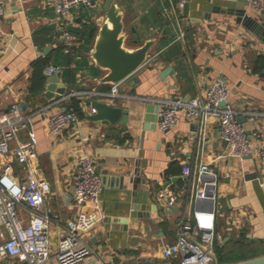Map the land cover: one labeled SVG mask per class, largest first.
I'll use <instances>...</instances> for the list:
<instances>
[{
    "label": "crops",
    "instance_id": "0c3cea01",
    "mask_svg": "<svg viewBox=\"0 0 264 264\" xmlns=\"http://www.w3.org/2000/svg\"><path fill=\"white\" fill-rule=\"evenodd\" d=\"M3 1L6 13L0 19V110L26 101L23 111L34 113L42 173L52 184L47 199L56 214L51 225L53 254L60 231L78 209L73 184L78 159L85 152L93 155L97 167L102 168L104 214L86 235L95 249L86 264H181L179 257L166 258L164 247L176 240L179 218L193 217L200 209L195 175L186 177L184 173L185 165L195 170L200 160L211 162L218 174L216 223L222 239L216 247L242 240L243 236L264 239V159L258 155H226L228 142L216 121L202 125L181 113L174 127L162 129L157 120L156 127L148 128L147 113L157 115V111L154 107L148 111L147 105L159 102L134 97L182 95L188 100L203 95L211 80L222 78L230 90L228 100L242 112L241 121L249 132H260L264 140V64L257 62L264 55V40L239 23L234 13L222 10L245 6L262 20L260 11L249 7V0H186L187 12L184 5L173 7L171 13L167 12L170 0H122L126 44L135 47L150 38L156 42L147 61L118 83L122 96L114 98L80 93L106 91L112 85L99 82L107 70L91 55L99 30L96 20L104 14L100 6L72 9L68 19L77 45L67 53L57 36L59 20L52 4L47 0ZM173 1L176 4L180 0ZM176 15L185 28L183 38L178 37ZM41 56H49L50 64L60 68L61 81L66 84L60 97L43 94L48 77L44 89L31 96L32 63ZM170 65L173 70L162 76L161 71ZM59 85L57 82L55 92ZM71 96L82 99L87 116L61 134L50 132L48 116L67 107ZM87 98L128 105V121L97 123L88 118L93 107ZM58 99L61 101L54 103ZM21 135L26 136V129ZM136 169L141 179L134 187L129 177ZM1 171L19 181L24 165L12 152ZM122 174L126 176L124 186L122 179L116 178ZM171 194H177L178 199L169 206L167 198ZM136 200L146 205L148 216H132ZM21 211L29 217V209ZM0 264L20 263L13 257L0 258ZM49 264L59 263L53 256Z\"/></svg>",
    "mask_w": 264,
    "mask_h": 264
},
{
    "label": "built area",
    "instance_id": "2783aa9c",
    "mask_svg": "<svg viewBox=\"0 0 264 264\" xmlns=\"http://www.w3.org/2000/svg\"><path fill=\"white\" fill-rule=\"evenodd\" d=\"M53 5L58 17L57 36L61 38L64 50L72 53L77 45L74 30L69 23L73 8L93 9L100 6L99 0H47ZM167 12L176 6L183 8L186 0L176 4L173 0ZM249 7L254 11L264 9V0H249ZM175 10V9H174ZM6 7L0 0V19L5 15ZM179 38L185 36V28L180 24ZM60 71L57 65H47L45 72L50 75ZM229 87L222 78L210 81L203 95L188 100L182 95L171 98H149L131 95L145 101L159 102V126L168 129L178 124L181 113L202 125L216 121L221 136L228 142L226 155L243 157L258 155L264 159V140L258 131L249 132L240 119L241 111L229 100ZM81 94L88 97H119V84L114 83L106 91L84 90ZM71 93L70 95H75ZM129 96V95H127ZM61 99L54 103L60 102ZM52 104L45 106L47 109ZM34 113H26L19 103H14L7 110H0V258H17L20 264H49L54 256L59 264H86L87 257L95 249L87 240V233L104 217L102 208L103 182L97 171V163L88 152L80 155L75 171L73 196L77 206L76 214L69 218L58 236V246L53 254L51 225L55 211L47 197L52 191V184L42 173L38 152V136L33 124ZM80 116L73 109H59L47 119L48 129L61 134L67 128L75 126ZM26 129V136L21 135ZM14 142V144H13ZM14 152L24 165V176L13 180L1 169L9 155ZM184 173L194 174L197 182V197L206 199L208 204L194 216H181L177 221V237L174 242L164 247L166 258L179 257L181 264H213L216 242L222 239L217 229V186L218 174L206 160H200L195 170L187 164ZM203 184V188H200ZM161 196L165 197L164 193ZM178 199L177 194L168 196L169 206ZM212 200V204L210 201ZM30 210L29 217L21 209Z\"/></svg>",
    "mask_w": 264,
    "mask_h": 264
},
{
    "label": "water",
    "instance_id": "95a60500",
    "mask_svg": "<svg viewBox=\"0 0 264 264\" xmlns=\"http://www.w3.org/2000/svg\"><path fill=\"white\" fill-rule=\"evenodd\" d=\"M100 8L104 11L96 23L99 25V30L96 36V41L94 48L91 51L92 57L95 59L96 63L107 70V72L100 78V83H119L124 80L132 73H134L141 65H143L148 57L150 56V50L155 44V39H147L144 43L130 47L126 44V39L128 34L125 31V6L122 0H102ZM188 3L185 4V10L187 12ZM229 13H234L236 15V20L242 23L250 30L255 32L261 39L264 40V9L260 11L263 15V19L260 20L255 16L254 13L250 12L247 7H230L222 9ZM173 70V65H170L161 71L162 76H167ZM49 83L47 85V90L43 92L48 98L60 97L61 94L66 91V84L61 81V72L54 74H47ZM57 82H60L57 89ZM86 102L93 107V112L88 114V118L96 121L97 123H126L129 119L130 108L128 105H117L110 103L107 100H101L99 98H87ZM27 102L23 101L21 103V108L25 109ZM148 111L156 108L157 115L147 113L146 115V127H156L157 120L160 119L158 116L159 104L150 102L148 105ZM64 109H67L65 107ZM156 119V121H154ZM99 173L102 172L101 167H97ZM104 173V171H103ZM188 175H186L187 177ZM125 175H120L116 177L117 179H122V186H124ZM104 178V176H103ZM141 179L140 171L136 169L133 175H130L129 180L136 187V182ZM199 208L203 207L204 201L201 198L197 199ZM212 200L210 204H212ZM142 209V211H140ZM146 205L144 203H139L137 200L133 204L132 216L136 217L138 215L148 216L149 212L145 211ZM127 220V217H125ZM213 264H264V254L253 256L250 258L231 261V262H221L218 255L215 254V260Z\"/></svg>",
    "mask_w": 264,
    "mask_h": 264
},
{
    "label": "trees",
    "instance_id": "16d2710c",
    "mask_svg": "<svg viewBox=\"0 0 264 264\" xmlns=\"http://www.w3.org/2000/svg\"><path fill=\"white\" fill-rule=\"evenodd\" d=\"M49 56H41L32 63L34 67L33 76L31 78L30 93L35 96L40 93L47 82L45 67L50 64ZM257 62L264 64V55H260ZM68 109H73L78 113L80 118L87 116L83 109L82 99L78 96H71L67 102ZM216 251L221 262H231L250 258L253 256L264 254V239L247 238L243 236L242 240L230 241L229 245L217 244Z\"/></svg>",
    "mask_w": 264,
    "mask_h": 264
}]
</instances>
